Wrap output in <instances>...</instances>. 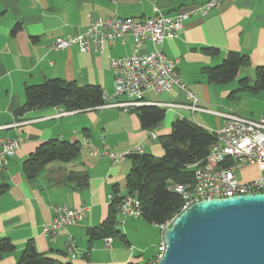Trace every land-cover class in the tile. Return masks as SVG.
<instances>
[{
    "label": "crops",
    "instance_id": "obj_1",
    "mask_svg": "<svg viewBox=\"0 0 264 264\" xmlns=\"http://www.w3.org/2000/svg\"><path fill=\"white\" fill-rule=\"evenodd\" d=\"M210 0H0V140L20 137L22 143L14 157L0 170V184L7 190L0 196V242L7 239L11 252L0 256V264H16L27 243L38 253L59 264H148L158 253L162 230L152 225L150 244L133 242L132 233L142 226L139 218H128L122 228L128 244L111 237L89 241L87 229L98 227L109 215L115 194H127L126 177L130 159L113 163L107 158H92L87 149L106 146L114 154L142 147L144 154L163 155L161 142L168 136L175 120H186L209 132L221 128L222 114H237L250 119L264 115V89L252 91L257 68H264V0H222L205 17L192 16L182 32L162 44L165 56L175 62L182 84L197 99L203 111L192 112L181 106L188 101L184 92L173 88L155 95L148 92L143 102L165 110L161 124L151 131L141 128L133 110L96 107L66 111L63 107L44 108L15 116L24 103V89L46 80L62 79L77 86H97L111 94L113 74L110 61L134 53V41L126 36L101 52L81 53L76 46L52 51L56 38L82 34L89 16L97 19L116 15L142 21L157 14L174 16ZM207 50H215L209 54ZM153 51L150 42L141 44L138 53ZM235 52L246 58L237 78L248 80L246 88L234 81L211 84L205 69L222 63ZM240 74V75H239ZM165 105H174L165 107ZM150 132L156 139H151ZM79 143V156L69 162L47 165L34 180L23 172V162L40 145L50 141ZM69 172H87L88 185L83 190L59 184ZM89 208L86 218L53 240L42 228L53 219V207ZM116 223L120 216L115 213ZM143 220V219H142ZM145 221V220H144ZM148 223V222H147ZM123 230V231H122ZM72 239L76 256L66 254L67 239Z\"/></svg>",
    "mask_w": 264,
    "mask_h": 264
},
{
    "label": "built area",
    "instance_id": "obj_2",
    "mask_svg": "<svg viewBox=\"0 0 264 264\" xmlns=\"http://www.w3.org/2000/svg\"><path fill=\"white\" fill-rule=\"evenodd\" d=\"M222 0H210L188 11H180L174 16L157 14L151 18L135 21L113 15L105 19L89 16V22L82 34L68 35L54 40L50 46L52 51H63L72 46L78 47L81 53L101 52L116 42H124L126 36L134 41V53L130 56L112 59L110 69L113 74V90L111 94L102 91L101 107L132 110L143 105L148 92L160 95L178 88L184 92L188 103L184 107L192 112L203 111L198 107L197 99L182 84L176 71L175 62L168 59L162 51L166 39L176 38L184 29L185 22L192 16L205 17L219 6ZM148 41L153 51L139 54L141 44ZM174 105H165L173 107ZM223 123L220 129L213 132L214 142L209 148L204 161L194 166L192 184H169L168 189L182 198L180 213L196 202L230 198L239 195L264 194V115L258 119H250L237 114H222ZM151 139L156 135L150 132ZM22 143L18 136L14 139L0 140V170L5 168L8 160L15 156ZM92 158H107L113 163H122L133 155H143L142 147H134L123 154H114L106 146L102 149H87ZM258 165L263 176L248 183H239L235 172L241 166ZM112 196L109 199L112 200ZM53 219L44 225L42 232L53 240L60 232L70 226L82 222L89 208L81 206L77 209L53 207ZM120 216L116 223L122 228L128 218L141 216V203L136 194L122 196L117 205ZM173 220V219H172ZM171 220V221H172ZM171 221L160 226L162 232L169 227ZM109 246L110 239H105ZM165 251L162 242L158 253L148 264H157ZM66 254L70 259L76 256V249L69 237Z\"/></svg>",
    "mask_w": 264,
    "mask_h": 264
},
{
    "label": "trees",
    "instance_id": "obj_3",
    "mask_svg": "<svg viewBox=\"0 0 264 264\" xmlns=\"http://www.w3.org/2000/svg\"><path fill=\"white\" fill-rule=\"evenodd\" d=\"M216 54L215 50H207ZM246 58L230 52L222 63L205 69L204 73L211 84H225L237 78ZM257 79L251 90L264 89V68H257ZM240 86L246 88L248 80L241 79ZM102 89L97 86H77L74 82L50 79L24 89V103L16 110L15 116L22 117L27 112L44 108L63 107L66 111H80L99 107L103 104ZM140 126L145 131L158 127L164 119L165 110L153 105H143L132 109ZM213 132H209L186 120H175L168 136L160 138L163 155L154 157L148 154L133 155L128 159L131 168L126 177L127 194H136L141 203V218L146 222L162 226L176 217L182 207V198L168 189L169 184H192L194 166L204 161L214 142ZM81 152L79 143L50 140L40 145L23 162V172L28 180H34L43 169L54 162L69 163ZM87 172H69L59 184L83 190L88 185ZM7 190L0 184V196ZM121 197L115 194L109 206V215L98 227L87 229L89 241L118 237L128 244L124 235L116 228L117 205ZM13 245L7 239L0 242V256L11 252ZM16 264H59L37 252L29 242Z\"/></svg>",
    "mask_w": 264,
    "mask_h": 264
},
{
    "label": "water",
    "instance_id": "obj_4",
    "mask_svg": "<svg viewBox=\"0 0 264 264\" xmlns=\"http://www.w3.org/2000/svg\"><path fill=\"white\" fill-rule=\"evenodd\" d=\"M157 264H264V194L194 203L162 232Z\"/></svg>",
    "mask_w": 264,
    "mask_h": 264
},
{
    "label": "rangeland",
    "instance_id": "obj_5",
    "mask_svg": "<svg viewBox=\"0 0 264 264\" xmlns=\"http://www.w3.org/2000/svg\"><path fill=\"white\" fill-rule=\"evenodd\" d=\"M240 75V74H239ZM241 79L238 78L234 82L238 84V81ZM160 143V140H158ZM236 180L239 183H248L254 180H258L263 176V173L260 171L258 165L252 164V165H246L241 166L239 169L235 172ZM141 223V227L137 232L132 233L131 239L133 242H138L142 245L150 244L154 239V232L156 231L157 234H159L158 230L153 229V226L147 223L146 221L142 219H138ZM123 231V230H122Z\"/></svg>",
    "mask_w": 264,
    "mask_h": 264
}]
</instances>
